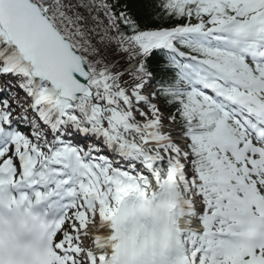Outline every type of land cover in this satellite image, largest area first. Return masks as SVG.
<instances>
[{
  "label": "snow or ice",
  "instance_id": "snow-or-ice-1",
  "mask_svg": "<svg viewBox=\"0 0 264 264\" xmlns=\"http://www.w3.org/2000/svg\"><path fill=\"white\" fill-rule=\"evenodd\" d=\"M0 264H264V0H0Z\"/></svg>",
  "mask_w": 264,
  "mask_h": 264
}]
</instances>
